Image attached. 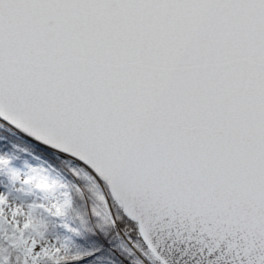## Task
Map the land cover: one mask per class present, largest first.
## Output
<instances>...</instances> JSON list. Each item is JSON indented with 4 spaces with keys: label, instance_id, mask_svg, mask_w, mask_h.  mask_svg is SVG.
I'll return each mask as SVG.
<instances>
[{
    "label": "snow or ice",
    "instance_id": "6c2138e0",
    "mask_svg": "<svg viewBox=\"0 0 264 264\" xmlns=\"http://www.w3.org/2000/svg\"><path fill=\"white\" fill-rule=\"evenodd\" d=\"M0 264H264V0H0Z\"/></svg>",
    "mask_w": 264,
    "mask_h": 264
}]
</instances>
